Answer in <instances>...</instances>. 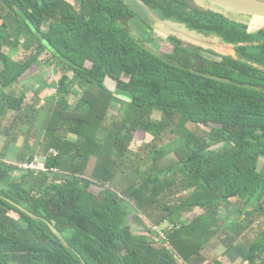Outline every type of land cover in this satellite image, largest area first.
Wrapping results in <instances>:
<instances>
[{
    "label": "trees",
    "instance_id": "16d2710c",
    "mask_svg": "<svg viewBox=\"0 0 264 264\" xmlns=\"http://www.w3.org/2000/svg\"><path fill=\"white\" fill-rule=\"evenodd\" d=\"M65 1L0 0V264H12L14 255H26L24 264H231L223 256L233 248L239 264H264V27L250 30L194 0H142L162 18L220 35L236 57L206 49L218 57L208 58L173 35V50L156 52L129 21L135 16L153 29L122 0ZM3 45L27 52L14 58ZM48 64L59 76L34 147L39 93L47 86L31 90L30 104L5 88ZM70 95L77 100L67 107ZM115 99L119 116L112 117ZM137 131L151 136L145 167L125 157ZM10 143L19 144L14 161L5 158ZM35 155L62 173L54 191L25 185L28 175H50L19 172L18 162ZM128 172L133 177L121 184ZM232 202L235 222L221 215ZM134 219L166 242L145 234L140 252L129 248L125 238L140 227ZM255 223L259 230L248 240ZM208 243L222 252L208 258Z\"/></svg>",
    "mask_w": 264,
    "mask_h": 264
},
{
    "label": "rangeland",
    "instance_id": "374dc122",
    "mask_svg": "<svg viewBox=\"0 0 264 264\" xmlns=\"http://www.w3.org/2000/svg\"><path fill=\"white\" fill-rule=\"evenodd\" d=\"M67 2H71L72 5H74V7L77 6V0H66ZM65 1V2H66ZM196 4H198L201 7L204 8H210V9H218L220 11H223L229 18L231 19H235L238 21H243L244 23H246L248 25V29L250 30H254L256 28L259 27H264V18H260L257 17L255 15H250V14H244L238 11H234V10H230V9H226L222 6H216L215 4H211L209 2H205L203 0H194ZM235 12V13H234ZM234 13V14H233ZM1 22V19H0ZM129 25L132 29V31L136 34L137 37L142 38L143 41H145V43L148 45V47H150L152 50L156 51V52H171L173 50V45L171 44V42L169 40H167V38H165L164 36L156 33L154 30H150L149 28H146L143 26V24L141 23V21L137 18V17H133L130 19L129 21ZM48 28V22H43V29H47ZM22 44L25 45L26 41H22ZM22 45V46H23ZM18 47L17 49H12L11 50V46H6L3 45V50L6 52H10L13 55L14 58L20 57L22 56L24 53H26L27 51L24 50L23 48ZM195 49V48H194ZM197 52H199L200 54L207 56L208 58H218L217 56H215L214 54L207 52L203 49H196ZM48 56V53H43L42 54V59L44 57ZM1 68V65H0ZM59 76V71H58V67L56 65H44V67L39 71V70H35V71H31V70H27L19 79L18 82L13 83L9 86H7L5 89L8 91H12L15 94L19 95L20 93L25 94V102L27 104L31 103V90H36L38 89V86L43 87V86H47L45 89H43L42 91H40V101L37 103L38 106H40V109L38 111L36 120H35V126L36 128H38V134L35 138V140L33 141V146L37 147L38 144V140L41 136V129L40 128V124L43 120V117L45 115V111L47 106L49 107V103H46V99L48 97H51V99H53L55 97V94H53L54 92V83H51L52 81H55L57 79V77ZM24 78V79H23ZM105 83L111 88L114 89L115 83L109 79L105 80ZM40 90V89H39ZM117 97L121 98L122 95L117 94ZM50 99V100H51ZM77 100L76 96L70 95L68 98V105L67 107H71L72 104L75 103V101ZM26 110V108H25ZM110 113L112 114V117H116L119 116V100L115 99L111 102L110 104ZM25 128V126H24ZM168 136H164L163 137V141H166L168 139ZM135 138L136 140H133L130 145L129 148L125 154L126 158H130L133 157V164L136 165H141L142 167H145L147 165H149L148 161H145L147 159L146 157V152L147 150L150 148L146 143L149 142V140L151 139V136L145 133H142L141 131H137L135 134ZM19 149V144L17 143H10V145L8 146L5 158L8 161H14L15 157H16V153L18 152ZM173 158V153L167 154L166 156L162 157L161 159L158 160V163L160 166H165L167 164L170 163L171 159ZM90 167L89 169L92 167L93 165V161L94 159H90ZM144 162V163H143ZM263 165V159L260 158L258 160V169H260ZM22 170H19V172ZM133 177L132 172H128L127 174H125L124 177H122L121 179H123V181H121V184L128 182V180H130ZM62 173H55V174H50L49 177L47 179H43L41 174H36V175H28L25 178V185L27 187H34L38 190H40L43 193H49L51 191H54L58 185L60 184V182L62 181ZM120 179V180H121ZM94 191L97 190V187H95L93 189ZM236 207L234 205V203H230L227 205L226 209H224V211H222L221 215H228V220L227 221H236V219L238 218V212L237 210H235ZM199 212L198 209H195L193 212L190 213V215L193 214H197ZM262 215H264V210L262 211V213L259 214V216L261 217ZM260 222L263 224V222L261 220H264V217H261ZM136 220V219H134ZM128 221L127 222L124 220L123 221V225L126 228V226H128ZM132 222V220H131ZM134 223H140L139 224V228L135 230V232H137V234H134L132 237L126 239L125 241L127 243H129L131 246L129 248H133L138 250L139 252L141 251V248L138 247L137 245L140 243H143L142 240L144 239V236L148 235L150 238L156 239L158 240L151 232H149L147 230V227H145V224L140 221V219L136 220ZM165 225L164 223L161 225L163 226ZM264 225V224H263ZM131 228H133L134 226L131 225ZM258 225L257 223H255V225H253L252 229L248 232L247 235V239L251 240L256 232L258 231ZM146 234V235H145ZM160 243L166 242L164 239H159L158 240ZM240 242H237L238 244H236V248L243 247V243L242 240H239ZM213 246H215L217 244V242L215 240H213ZM165 245V244H164ZM221 245V244H220ZM218 245L215 249H213V246L211 247L210 243H208L203 251L207 254L208 258H212L214 255L213 252L216 253H221L222 252V247ZM167 245H165L166 247ZM245 246V245H244ZM237 249H231L228 252H226L223 256V259L225 261L230 262L231 264H239L240 262V256L236 251ZM236 251V252H235ZM212 253V254H211ZM26 255H14L13 256V263L12 264H24L26 261ZM209 260V259H208ZM140 263H142V261H140Z\"/></svg>",
    "mask_w": 264,
    "mask_h": 264
},
{
    "label": "water",
    "instance_id": "95a60500",
    "mask_svg": "<svg viewBox=\"0 0 264 264\" xmlns=\"http://www.w3.org/2000/svg\"><path fill=\"white\" fill-rule=\"evenodd\" d=\"M207 2L220 5L226 8L246 12L264 18V0H205ZM141 20L146 22L156 33L164 36L165 38L173 35L183 42L193 46H200L202 48H209L217 53L231 55L236 57L234 44L225 42L218 34L206 35L195 29L188 28L183 22L173 18H162L159 13L149 8L142 0H122ZM220 11L218 9H213ZM225 14L223 11H220ZM226 15V14H225ZM227 16V15H226ZM234 19V18H233ZM22 210L29 213L24 207L18 205ZM31 216L35 215L29 213ZM51 230L58 235L59 239L67 246H71L59 234L57 229L48 223ZM78 255V252L74 250ZM83 264H86L81 259Z\"/></svg>",
    "mask_w": 264,
    "mask_h": 264
},
{
    "label": "built area",
    "instance_id": "2783aa9c",
    "mask_svg": "<svg viewBox=\"0 0 264 264\" xmlns=\"http://www.w3.org/2000/svg\"><path fill=\"white\" fill-rule=\"evenodd\" d=\"M50 151L53 154H56V151L54 149H50ZM17 166L20 170H33L35 172H40L44 174H55L58 172V169L56 166L46 165L45 158L42 155H35L30 160H21L20 162H18ZM177 227H178V224L169 223V225L167 226V229H174ZM152 229L157 230L159 235L162 238L165 237V233L163 231L164 229L160 225L152 224Z\"/></svg>",
    "mask_w": 264,
    "mask_h": 264
},
{
    "label": "bare ground",
    "instance_id": "6f19581e",
    "mask_svg": "<svg viewBox=\"0 0 264 264\" xmlns=\"http://www.w3.org/2000/svg\"><path fill=\"white\" fill-rule=\"evenodd\" d=\"M203 1H205V0H203ZM205 2H207V1H205ZM210 3V2H209ZM212 4V3H211ZM218 6H220V5H218ZM223 7V6H222ZM224 8H226V7H224ZM226 9H230V8H226ZM230 10H233V9H230ZM234 11H237V10H234ZM238 12H240V11H238ZM235 13V12H234ZM233 13V14H234ZM241 13H244V12H241ZM244 14H250V13H244ZM250 15H254V14H250ZM256 16V15H255ZM257 17H260V16H257ZM260 18H263V17H260Z\"/></svg>",
    "mask_w": 264,
    "mask_h": 264
},
{
    "label": "flooded vegetation",
    "instance_id": "af4514ba",
    "mask_svg": "<svg viewBox=\"0 0 264 264\" xmlns=\"http://www.w3.org/2000/svg\"><path fill=\"white\" fill-rule=\"evenodd\" d=\"M201 7V6H200ZM205 49V51H206V49H209V48H203V50ZM208 52V51H207ZM215 52V51H214Z\"/></svg>",
    "mask_w": 264,
    "mask_h": 264
},
{
    "label": "crops",
    "instance_id": "0c3cea01",
    "mask_svg": "<svg viewBox=\"0 0 264 264\" xmlns=\"http://www.w3.org/2000/svg\"><path fill=\"white\" fill-rule=\"evenodd\" d=\"M18 144V143H17ZM17 154V153H16ZM221 246V245H220ZM222 247V246H221ZM223 250V249H222Z\"/></svg>",
    "mask_w": 264,
    "mask_h": 264
}]
</instances>
